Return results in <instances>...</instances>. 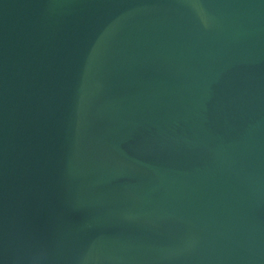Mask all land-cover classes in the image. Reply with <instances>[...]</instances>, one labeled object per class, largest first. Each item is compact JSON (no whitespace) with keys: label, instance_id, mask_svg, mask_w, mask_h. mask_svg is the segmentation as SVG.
<instances>
[{"label":"water","instance_id":"95a60500","mask_svg":"<svg viewBox=\"0 0 264 264\" xmlns=\"http://www.w3.org/2000/svg\"><path fill=\"white\" fill-rule=\"evenodd\" d=\"M0 264H264V0H0Z\"/></svg>","mask_w":264,"mask_h":264}]
</instances>
